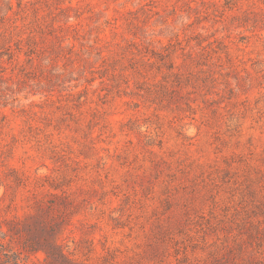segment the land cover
Here are the masks:
<instances>
[{"label":"rangeland","instance_id":"374dc122","mask_svg":"<svg viewBox=\"0 0 264 264\" xmlns=\"http://www.w3.org/2000/svg\"><path fill=\"white\" fill-rule=\"evenodd\" d=\"M19 1L72 26L56 61L0 56L10 247L34 213L36 233L59 224L63 264L264 262V0ZM169 51L172 70L156 56ZM43 256L28 263L54 264Z\"/></svg>","mask_w":264,"mask_h":264},{"label":"trees","instance_id":"16d2710c","mask_svg":"<svg viewBox=\"0 0 264 264\" xmlns=\"http://www.w3.org/2000/svg\"><path fill=\"white\" fill-rule=\"evenodd\" d=\"M5 3L6 9L0 12V56L2 57L3 55H6L8 59L15 60L16 65H22V60L20 58V54L22 53L25 56L26 62L32 64L34 62L35 56L41 52L43 53L48 51L50 54H54L51 59L56 61L55 59L61 54L60 51L65 48L63 45V40L66 38L64 37V34H62V31L63 29H68L72 26L69 21V18L71 17L69 13L65 14L61 24L55 26L54 20L56 19H53L52 22H46L44 19H42V16H38L36 13L37 7H32L31 10H29V8H26V4L24 2L16 0V6L18 8L17 11L23 12L25 14V16H23L21 19V25H19L17 23V19L13 18L9 14V12H14V14H16V12L13 10L12 0H5ZM69 8L70 6H66L61 10L63 11ZM29 13H32V19L24 22ZM24 26L28 28V31H24L22 28ZM46 34L53 36V39L56 41V45L54 47H50L49 50H47L49 46L38 45V39L42 41V38H44ZM71 52L72 50L68 52L69 55L65 56L66 59H71ZM182 54L192 55V52L190 50L183 51ZM154 55L155 53L151 52L150 57ZM156 56L159 58V60H162V63L166 66V68L169 70L174 68L175 65L172 59L171 51L166 52L165 54H158ZM184 64H186L185 61L181 63V65L177 67V71L173 73L179 74L181 66ZM53 196L61 200L64 205L71 203V201L65 200V191L62 192V195L53 194ZM44 205L45 209L52 210L55 208L54 202L51 199L44 200ZM33 216L34 213H30L21 220L17 219L16 221L20 225L12 226V232L17 234L16 238L20 243V249L11 248L7 240H9V237L12 238V235L0 229V264H29L28 262L31 255H37L39 251L43 252V259L46 260L45 262L47 263L53 262L54 264H63L65 261H70L73 263L74 260H72L69 254H66L65 251L60 248L58 238L52 240V237L49 235V232L54 233L55 226H58L59 224L50 223L46 227L42 228V231L39 230L36 233L34 229L35 227H33L29 221V219ZM9 225L12 224L9 223ZM41 233L44 235H40ZM27 235H29V238ZM255 264H264V262L263 260H259Z\"/></svg>","mask_w":264,"mask_h":264}]
</instances>
